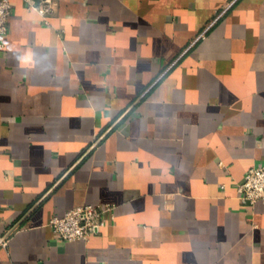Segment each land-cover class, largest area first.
<instances>
[{
    "label": "crops",
    "instance_id": "obj_1",
    "mask_svg": "<svg viewBox=\"0 0 264 264\" xmlns=\"http://www.w3.org/2000/svg\"><path fill=\"white\" fill-rule=\"evenodd\" d=\"M11 1L0 264H264V0ZM84 203L115 220L58 238Z\"/></svg>",
    "mask_w": 264,
    "mask_h": 264
},
{
    "label": "built area",
    "instance_id": "obj_2",
    "mask_svg": "<svg viewBox=\"0 0 264 264\" xmlns=\"http://www.w3.org/2000/svg\"><path fill=\"white\" fill-rule=\"evenodd\" d=\"M32 7L47 21L55 11L54 0H40ZM13 3L11 0H0V51L5 48L4 37L9 31ZM241 199L254 204L264 199V163L252 166L243 182L238 185ZM115 204L84 203L68 209L63 215H55L50 220L56 236L63 240H89L110 222L114 221ZM2 243L5 239H1Z\"/></svg>",
    "mask_w": 264,
    "mask_h": 264
},
{
    "label": "rangeland",
    "instance_id": "obj_3",
    "mask_svg": "<svg viewBox=\"0 0 264 264\" xmlns=\"http://www.w3.org/2000/svg\"><path fill=\"white\" fill-rule=\"evenodd\" d=\"M191 45V44H190ZM190 45L187 47V48H189L190 47Z\"/></svg>",
    "mask_w": 264,
    "mask_h": 264
}]
</instances>
